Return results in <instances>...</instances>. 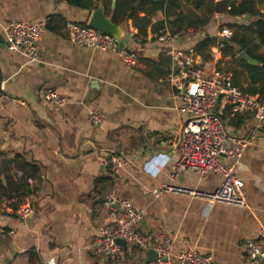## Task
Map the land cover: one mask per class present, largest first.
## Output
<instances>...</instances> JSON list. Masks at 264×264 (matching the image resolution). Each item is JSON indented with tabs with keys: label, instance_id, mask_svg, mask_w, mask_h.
I'll return each mask as SVG.
<instances>
[{
	"label": "crops",
	"instance_id": "0c3cea01",
	"mask_svg": "<svg viewBox=\"0 0 264 264\" xmlns=\"http://www.w3.org/2000/svg\"><path fill=\"white\" fill-rule=\"evenodd\" d=\"M99 5L119 32L129 36L126 49L136 55L135 66H126L114 53L67 40L66 25H87ZM255 12L264 15V2H256ZM176 14L203 18L205 10L195 11L190 0H0V82L16 101L1 102L0 171L7 169L4 162L9 164L2 184L14 186L21 180L16 170L21 161L38 170L36 178L23 179L30 195L21 202H30L29 217L23 219L13 209L21 202L0 205V264H106L93 247L99 229L110 220L98 199L107 190L142 212L139 232L148 244L173 239V256L192 247L211 256L214 264H245L244 243L264 229V123L249 115L234 119L222 101L216 109L229 134L249 142L236 173L244 183L245 207L207 206L173 193L158 198L151 193L164 185L212 193L221 182L217 174L190 172L170 181L178 160L177 134L186 116L183 102L165 82L171 66L167 50L195 54L207 71L215 70L238 88L259 86L235 59L222 55L215 63L210 55L222 28L231 36L249 34L256 17L215 14L208 25L176 35L172 44L159 42V35L172 30ZM42 20L47 25L37 45L39 63L6 50L2 26ZM205 40L213 44L196 52ZM256 53L264 55V49ZM47 92H56L68 104L58 108L45 103ZM90 111L105 116L97 128L87 121ZM110 154L123 161L116 174L108 163ZM121 249V264H145L142 250L130 244Z\"/></svg>",
	"mask_w": 264,
	"mask_h": 264
},
{
	"label": "built area",
	"instance_id": "2783aa9c",
	"mask_svg": "<svg viewBox=\"0 0 264 264\" xmlns=\"http://www.w3.org/2000/svg\"><path fill=\"white\" fill-rule=\"evenodd\" d=\"M47 21L37 23L11 22L2 26V35L6 50L21 55L28 63H39L37 45ZM231 37L228 28H222L211 51V59L217 63L221 60L224 39ZM66 38L70 44L99 51L116 54L126 66H135L136 55L121 48L118 40L104 35L87 25L69 23L66 25ZM176 35L163 33L157 37L159 42L172 44ZM167 55L171 66L165 82L175 92V96L183 102L186 119L177 134L178 160L172 166L170 181L181 174L190 172L196 175L208 173L221 177L219 187L212 193L187 191L164 185L151 194L158 198L162 193H173L187 198L198 199L207 206L215 203L245 207L246 199L244 183L237 176L241 158L249 142L246 138L232 137L216 109L222 101L229 108L230 114L249 115L257 123H264V102L257 96L244 94L237 87L223 81L221 74L215 70L207 71L197 62L196 55L170 47ZM45 103L62 108L68 100L61 98L56 92H47L43 96ZM2 101L16 102L5 94L0 82V115ZM105 120L103 113L90 111L87 121L91 127L97 128ZM225 160L222 164L220 160ZM108 163L113 173H117L123 165L116 154L108 156ZM99 202L109 214V223L99 229V236L93 250L106 260V264H121V246L118 241L130 244L143 252L151 249L156 260L148 264H214L212 257L200 255L195 248H187L173 256V239L148 244L147 238L139 232L144 219L142 212L135 210L129 200L119 199L113 190L102 192ZM32 211L29 201H24L17 209V214L26 219ZM0 235L4 232L0 230ZM245 264H264V229L256 239L248 240L243 245Z\"/></svg>",
	"mask_w": 264,
	"mask_h": 264
},
{
	"label": "trees",
	"instance_id": "16d2710c",
	"mask_svg": "<svg viewBox=\"0 0 264 264\" xmlns=\"http://www.w3.org/2000/svg\"><path fill=\"white\" fill-rule=\"evenodd\" d=\"M195 11L205 10L203 18L197 16H192L188 18L182 14H176L174 16L173 22L170 23L172 30L170 31L171 35H185L187 30L196 31L199 28H202L208 25L211 21V17L215 14H227L231 18L241 17L243 15H253L256 17V20L251 25L254 30L249 34H238L234 32L229 38L228 42L224 43V48L222 49L221 54L223 57H230L235 59L247 72L249 79L253 85L260 83L259 86L249 87L247 89H241L242 93L257 96L261 101L264 102V55L263 53H256L261 49H264V15H261L255 12L256 2H264V0H221L215 2V0H190ZM174 8L178 7L177 2L173 1ZM129 17H132L130 15ZM235 26H231V28ZM254 39L257 41L256 44H251ZM213 44L212 40H205L202 43L198 44L195 48V51L200 53L202 49L209 47ZM244 52L247 57L259 63V65H250L240 58V53ZM236 87V86H235ZM240 115L233 116L234 119L238 118ZM239 124V123H238ZM234 125L238 127L239 125ZM7 169L5 171H0L1 175H6L8 173L9 164L4 162ZM16 170L21 173V180L18 183L15 182V185L8 183L6 187L3 186L0 181V205L5 200H15L18 205L23 199L27 198L28 187L27 184L23 183V179L36 178L38 174L37 168L27 165L24 162H20ZM22 203V202H21ZM13 209L16 211L17 207L13 205Z\"/></svg>",
	"mask_w": 264,
	"mask_h": 264
},
{
	"label": "water",
	"instance_id": "95a60500",
	"mask_svg": "<svg viewBox=\"0 0 264 264\" xmlns=\"http://www.w3.org/2000/svg\"><path fill=\"white\" fill-rule=\"evenodd\" d=\"M97 3H100L101 0H95ZM87 26L97 30L98 32L108 35L110 37L115 38L119 42V46L123 48L127 45L129 36L123 35L119 32L118 26L113 24L110 19H108L102 9V7L99 5V7L93 11L89 17V21L87 23ZM240 58L244 60L246 63L250 65H259L258 62L252 60L251 58L247 57L244 52H240ZM13 177L18 179V174L16 172L13 173ZM0 181L5 185V178L1 177ZM28 195H30V191L28 190ZM118 244L123 247L127 244L122 241H118ZM146 255L145 264H148L154 260H156V254L151 250H147L144 252Z\"/></svg>",
	"mask_w": 264,
	"mask_h": 264
},
{
	"label": "rangeland",
	"instance_id": "374dc122",
	"mask_svg": "<svg viewBox=\"0 0 264 264\" xmlns=\"http://www.w3.org/2000/svg\"><path fill=\"white\" fill-rule=\"evenodd\" d=\"M231 32V31H230Z\"/></svg>",
	"mask_w": 264,
	"mask_h": 264
}]
</instances>
